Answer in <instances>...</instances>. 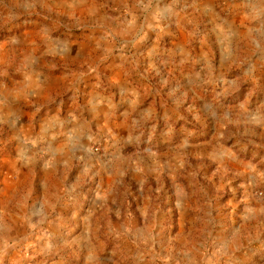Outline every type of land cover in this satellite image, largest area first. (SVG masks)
Listing matches in <instances>:
<instances>
[{"label":"rangeland","instance_id":"374dc122","mask_svg":"<svg viewBox=\"0 0 264 264\" xmlns=\"http://www.w3.org/2000/svg\"><path fill=\"white\" fill-rule=\"evenodd\" d=\"M0 264H264V0H0Z\"/></svg>","mask_w":264,"mask_h":264},{"label":"crops","instance_id":"0c3cea01","mask_svg":"<svg viewBox=\"0 0 264 264\" xmlns=\"http://www.w3.org/2000/svg\"><path fill=\"white\" fill-rule=\"evenodd\" d=\"M28 148L30 149V151L24 152L25 154H28V153L31 152V151L34 152V150L36 149V148L34 149V148H32V147H28ZM36 151H37V149H36Z\"/></svg>","mask_w":264,"mask_h":264}]
</instances>
